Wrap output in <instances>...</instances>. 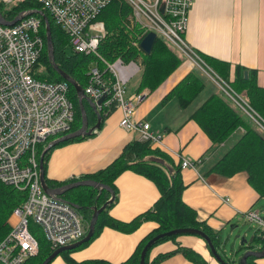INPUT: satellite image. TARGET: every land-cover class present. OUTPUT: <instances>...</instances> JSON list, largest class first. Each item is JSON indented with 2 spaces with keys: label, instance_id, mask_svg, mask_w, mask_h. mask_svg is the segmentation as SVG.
<instances>
[{
  "label": "trees",
  "instance_id": "1",
  "mask_svg": "<svg viewBox=\"0 0 264 264\" xmlns=\"http://www.w3.org/2000/svg\"><path fill=\"white\" fill-rule=\"evenodd\" d=\"M35 8L41 9L47 18L54 62L62 71L73 77L83 87L87 83L88 68L93 61H96L97 55L72 50L68 45L67 33L53 20L52 16L38 1H0V13L6 19H11L21 10ZM129 12L130 6L127 0H109L100 8L95 18L102 21L105 34L99 39L96 52L106 60H112L116 56H120L124 60L137 58L141 64V70L135 90L139 91L142 88L152 90L181 62L182 56L160 36L155 37L148 54L140 51L131 42V39L139 40L143 34L141 35L138 26L127 23L126 16ZM32 14L39 19V33L42 37V47L38 56V62L43 67L38 76L49 80L62 79L51 66L46 54L43 19L37 12H33ZM199 55L210 68L228 81L231 88L241 95L264 122V86L257 83L255 69L234 64L233 76L230 78L229 62L227 60L207 53L199 52ZM97 65L99 69L102 68L101 63L97 62ZM244 70L247 72L246 76L243 75ZM102 77L107 83L112 81L110 74L106 71L102 73ZM207 82L211 83L196 69L192 68L170 87L161 97V101L165 102L172 97L175 98L179 107L187 112V117L193 119L215 144L222 142L232 131L241 126L242 130L236 139L213 161L208 170L223 175H231L236 171L245 170L248 184L259 195H264V131L221 94L214 85L213 88ZM67 83L68 97L73 106V119L69 128L71 131L79 127L81 120L78 97L73 86L69 82ZM81 102L87 124L91 125L96 119V114L88 101L82 98ZM107 108L111 111L115 107L113 103L109 107H98L101 120L108 114V112L105 113ZM101 124L100 121L99 126ZM94 131L63 139L49 146L44 151L42 168L45 183L50 186H57L87 178L110 187L113 192V198L98 212L93 231L86 241L95 236L104 225L122 231H130L142 220L147 219L155 221L157 225L145 233L136 242L130 255L119 263L92 260L89 263L79 261L77 263L71 262L72 264H138L140 250L151 236L157 232L177 227H195L204 231L213 246L216 249H220L218 232L210 228L204 221L198 220L195 210L181 198L184 183L179 173V164L174 165L166 153L157 147H151V142L148 139L138 137L126 141L116 156L104 166L95 170L72 175L65 179H50L46 176V161L50 151L54 147L89 137ZM157 159H160L161 162H158ZM125 169L132 170L150 179L156 185L159 194L149 208L138 213L128 221H120L108 213V207L115 198L113 180L118 173ZM109 195L110 193L107 189L103 187L97 189L89 185L74 186L61 193L62 198L81 211L85 215L86 220L91 215V206H100ZM24 197V190L17 189L12 185L0 181V239L10 228L11 222L9 219L12 216V208L20 204ZM29 230L36 238L38 248L36 253L25 259L24 264H40L52 249L48 241L43 237L38 224L30 222ZM253 230L252 240L254 243L264 242V232L259 231L257 228H253ZM178 234L191 233L165 234L156 238L145 250L144 264H155L163 256L176 251L181 252L188 260L195 264H208V261L199 252L186 245H177L174 249L149 257V250L155 243L164 239H173ZM191 235L198 236L197 234ZM66 251L63 250L62 252ZM248 263L255 264L252 257H248ZM228 264H232V262L229 260Z\"/></svg>",
  "mask_w": 264,
  "mask_h": 264
},
{
  "label": "crops",
  "instance_id": "2",
  "mask_svg": "<svg viewBox=\"0 0 264 264\" xmlns=\"http://www.w3.org/2000/svg\"><path fill=\"white\" fill-rule=\"evenodd\" d=\"M183 37L198 53L227 60L230 78L234 64H240L255 69L257 83L264 86V0H192ZM134 60L140 64L137 58ZM192 68L191 63L182 57L181 62L155 88L136 91L140 64V69L128 78L125 94L141 93L133 117L147 122L149 130L159 135L158 140L150 143L151 147L166 153L174 165L179 163L181 157L193 160L201 158L195 167L179 169L184 183L181 198L195 210L198 220L218 232L220 249L226 251L233 240V233L248 235L244 228L248 221L241 216L244 210L257 209L264 217V195H259L248 184L245 170L231 175L208 170L236 139L229 138L234 132H240L241 127L232 131L221 143L215 144L193 119L187 117V112L179 107L175 98L161 101L170 87ZM207 83L213 87V84ZM120 115L121 109L115 107L102 118L101 126L89 137L54 147L46 161V176L65 179L95 170L109 162L126 141L139 137L137 130H126L118 124ZM113 183L115 198L108 207V213L120 221H128L149 208L159 194L150 179L129 169L118 173ZM224 196L229 197L228 203L222 201ZM9 221L12 223L14 217L10 216ZM156 225L150 219L142 220L130 231L104 225L91 239L80 246L65 249L66 252L61 250L47 264L89 263L92 260L119 263L130 255L136 242ZM253 228L255 226H252L250 235ZM184 235V238H169L155 243L149 250V257L174 249L177 245H186L199 252L208 264H221L210 254L201 237ZM252 260L255 264H264V255L252 257ZM155 264L195 263L176 251L163 256Z\"/></svg>",
  "mask_w": 264,
  "mask_h": 264
},
{
  "label": "built area",
  "instance_id": "3",
  "mask_svg": "<svg viewBox=\"0 0 264 264\" xmlns=\"http://www.w3.org/2000/svg\"><path fill=\"white\" fill-rule=\"evenodd\" d=\"M10 2L12 0H0ZM67 33L74 51L97 55L88 68L83 92L92 100L102 96L97 107L121 109L118 124L138 131L139 138L150 142L159 135L149 130L147 122L133 117L141 93L125 94L128 78L140 69L134 59L116 56L106 60L96 52L105 34L101 20L95 18L109 0H36ZM129 17L141 35L148 30L166 40L203 77L209 80L243 114L264 131V122L250 105L236 93L226 79L208 66L183 37L187 11L192 0H127ZM161 5V10L159 6ZM138 41L132 43L138 47ZM42 47L39 19L24 14L13 24L0 23V181L25 191L22 202L12 208L14 221L0 239V264H24L36 253L38 244L29 223L39 225L51 249L81 238L87 220L69 201L47 193L39 181L40 149L50 139L69 131L73 106L68 97V81L38 76V56ZM97 62L102 64L99 69ZM106 71L112 81L102 77ZM109 112V108L105 113ZM241 127V126H238ZM237 127V128H238ZM221 143V142H219ZM201 158L181 157L179 168L195 167ZM229 202V197L221 198ZM241 216L264 232V218L257 209L248 208Z\"/></svg>",
  "mask_w": 264,
  "mask_h": 264
},
{
  "label": "water",
  "instance_id": "4",
  "mask_svg": "<svg viewBox=\"0 0 264 264\" xmlns=\"http://www.w3.org/2000/svg\"><path fill=\"white\" fill-rule=\"evenodd\" d=\"M159 9L161 10V5L159 6ZM33 12L39 13L43 19L44 31H45V49H46V54L48 56V59L50 61L51 66L63 79L68 81L73 86V88L75 90V93L78 97V108L80 111V120H81L79 127H77L74 130H71V131L69 130V131H67L61 135H58V136L50 139L49 141H47V143L41 149L40 154H39V181H40V184H41L42 188L47 193L55 194L59 197H61L60 196L61 193L64 192L65 190H67L68 188L78 186V185H89V186H93L97 189H99L100 187H103V188L107 189L110 193L109 197L100 206H98V207L96 205L91 206L92 212H91L89 219L87 220V225H86V230H85L84 235L81 238H79V239H77L71 243H68V244L56 247L55 249H52V251L40 262V264H47V262L51 259V257H53L56 253L60 252L61 250L74 248L89 238V236L91 235V233L93 231L94 222L96 220V216H97L98 212L108 202H110L112 200L113 192L110 189V187H108L107 185L102 184L101 182H98V181H94L92 179H87V178L70 181L68 183H63V184L57 185V186H50V185H47L45 183V180L43 178V168H42V157H43L44 151L49 146L55 144L58 141H61L63 139H66V138H69V137H72L75 135H79V134H88L92 130L97 129L99 127L100 121H101V116L98 112L97 105L101 102L102 96L98 97L96 100H92L88 95H86L83 92L82 87L76 82V80L73 77H71L70 75H68L64 71H62L56 65V63L54 62L53 57H52V43H51V38H50L48 21H47L45 14L42 12L41 9L35 8V9L21 10L18 13H16L11 19L4 18L0 13V23L5 24V25H10V24H13L17 19L22 17L24 14H31ZM155 37H156V35H155L154 31H152V30L146 31L140 37V39L138 41V49L140 51H142L143 53L148 54L151 50V47H152V44H153ZM243 75L246 76V70L243 71ZM82 98L90 103L92 109L94 110V112L96 114V119L91 125L87 124L84 108H83L82 102H81ZM157 161L161 162L160 159H157ZM173 233L174 234L175 233L197 234L198 236H200L204 240V242L207 245L211 255L217 261H219L221 264H228L229 260L232 262V264H250V263H248V257H260V256L264 255V242L254 243V241L252 240V235H250L249 237H246L243 232L242 233H240V232L233 233V235H232L233 240L230 242V244L228 245V247L225 251L224 248L216 249L204 231H202L198 228H195V227H177V228L168 229L166 231L157 232L153 236H151L144 243V245L142 246V248L140 250L138 264H144L145 250L147 249V247L149 245H151L155 241L156 238L163 236L165 234L168 235V234H173Z\"/></svg>",
  "mask_w": 264,
  "mask_h": 264
},
{
  "label": "rangeland",
  "instance_id": "5",
  "mask_svg": "<svg viewBox=\"0 0 264 264\" xmlns=\"http://www.w3.org/2000/svg\"><path fill=\"white\" fill-rule=\"evenodd\" d=\"M126 20H127V23H129V25H136L137 26V24L133 21V19H131L130 17H129V13L127 14V16H126ZM134 41V38H132L131 39V42H133ZM39 66H42L41 64H39V62H38V67ZM43 67V66H42ZM40 70H42V68L40 69ZM204 79V78H203ZM239 134V131H237V132H234L233 133V136H231L229 139L231 140V139H235L236 137H237V135ZM229 142H231V141H229ZM257 205H258V203H257ZM260 205V204H259ZM264 215V214H263ZM264 218V217H263ZM252 226H254L252 223H250V222H246L245 224H244V228L246 229V233H248V235H247V237H249V235H250V232H251V229H252ZM184 238L185 237V235L184 234H178L177 236H176V238Z\"/></svg>",
  "mask_w": 264,
  "mask_h": 264
}]
</instances>
